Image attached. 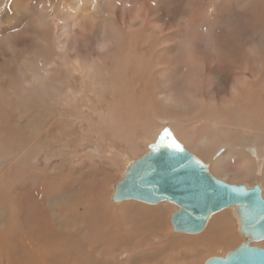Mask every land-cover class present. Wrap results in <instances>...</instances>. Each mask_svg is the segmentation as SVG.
Returning <instances> with one entry per match:
<instances>
[{
	"label": "rangeland",
	"instance_id": "1",
	"mask_svg": "<svg viewBox=\"0 0 264 264\" xmlns=\"http://www.w3.org/2000/svg\"><path fill=\"white\" fill-rule=\"evenodd\" d=\"M200 1L215 6L221 0H162L160 4L148 0L145 5L133 0L135 10L145 16L150 13L147 20L151 22L141 23V17H135L128 29L118 15L106 13L118 31L112 34L106 55L113 58L98 59L93 52L89 59L84 49L81 56L83 64L96 68L94 78L105 85L114 79L118 86L125 63L134 68L142 61L151 70L158 63L157 50L165 51L164 76H152L146 91L129 101L118 86L112 96L105 94L112 110L104 105L100 112L96 110L94 95H90V104L78 111L28 108L22 106L21 99L16 108L0 109V239L8 240L12 248L15 241L30 238L26 230L32 229L27 223L34 210L41 213L47 228L69 240L68 255L34 254L38 249L32 245L29 250L34 253L7 252L0 257V264H80L74 255L78 252L81 256L88 253L90 264H203L210 257H223L242 242L231 209L215 214L202 233L183 235L172 231L170 217L177 209L169 203L151 206L111 201L112 186L126 166L145 154L158 138L182 144L227 183L258 184L264 197V0H224L223 9L216 7L197 18ZM156 11L161 13L159 21L154 19ZM91 28L90 46L95 34L108 32L99 25ZM161 38L164 45L157 44ZM147 46L153 48L141 58L138 53ZM136 48L140 51L133 54ZM36 74L43 77L38 71ZM53 74L46 84L54 82ZM65 74L61 71L59 76H70ZM74 75L78 80L79 75ZM51 84L46 85L50 93ZM160 92L187 107L162 105L157 96ZM7 95H0V103L14 100L15 95ZM52 99L58 102L56 96ZM156 116L173 121L158 122ZM252 145L260 152L255 162L252 158L253 163L244 152ZM219 149L224 151V160L222 155L216 157ZM21 194H30L31 203L17 200ZM144 207L166 209L161 230L155 233L162 241L152 239L146 223L139 228L131 225L129 211ZM222 214L229 217L232 245L226 242L209 249L188 244ZM254 245L264 248V241ZM122 254L128 259L120 258ZM93 258L98 259L94 262Z\"/></svg>",
	"mask_w": 264,
	"mask_h": 264
},
{
	"label": "bare ground",
	"instance_id": "2",
	"mask_svg": "<svg viewBox=\"0 0 264 264\" xmlns=\"http://www.w3.org/2000/svg\"><path fill=\"white\" fill-rule=\"evenodd\" d=\"M140 1L143 5H145V2L148 0ZM161 1L162 0H155V3L160 4ZM132 3L133 0H0V77H3L0 79V95H15L13 96L14 100L7 101V103L3 104L0 103V109H6V107L16 108L19 106V100L21 99V102H23L22 106L28 108H42L49 110L59 108V110L65 111H78L83 110L85 106L90 104V95H94L98 99L95 104V108L100 112L103 105L106 106V109L112 110L111 105H109L110 103L108 104L105 94L108 92L112 96L117 89H119L118 86L122 87V94L126 96L128 101L131 96H135L136 94H141L142 91H146L149 79L152 78V76H154V78H162L167 70L163 63L165 59V51L162 50V48L157 50L156 54L158 63L153 66L151 70H148L142 61L140 62L141 65L134 68L129 66L130 62H127V65L126 63H123V76L122 80L118 81V86L115 82H113L114 79L111 84L105 85L103 80L94 78L93 73L96 68L88 64H83L81 60L83 49L87 51L85 55L89 59L91 58L90 55L93 54V52L97 53L96 57H98V59L107 55L108 46L111 44V40H113L112 34L114 33L117 35L118 31L117 28L114 27L113 23L106 18V13L116 16L118 15L125 29L134 25L135 17H141V23H146L151 20H147L150 13L146 16L145 13L141 14L138 10H135V8L131 5ZM224 4V0H221L215 6H211L209 4L204 5L203 2L200 1L198 9L199 12L195 17L199 18V13H210L216 7V10H221V8L223 9ZM148 7L150 6L148 5ZM174 8L177 10L178 6L175 5ZM156 13L157 11L155 14ZM160 14L161 13L159 12L156 14V17L154 18L156 21H159L161 18ZM92 25L105 27L108 32L102 31V34H95L94 43L90 46L93 39ZM89 27L91 36L88 35ZM162 38L158 40L159 42L157 44H165V40ZM23 44H30L31 48L28 49L27 47H22ZM149 47L150 49L151 47L153 48V46ZM149 47H141L142 50L140 53H138L140 50L137 48L133 49V54L138 53L141 55V58H144V56L149 52ZM129 50L132 52L131 49ZM110 53L112 52L110 51ZM99 54L102 55L99 56ZM71 56L74 57L72 60L70 59ZM107 56L106 58L109 59ZM22 57H24L26 61L21 60L20 58ZM111 58L113 57L111 56ZM111 58L109 60H111ZM127 61H129V59ZM101 65L104 64L101 63ZM103 68L105 69V67ZM136 68L140 69L135 70ZM35 70L36 72L38 71L42 74L43 77L39 78ZM61 71L64 72V74L69 72L70 76H63L64 78L62 79V76H59ZM106 72L108 74L109 71L106 70ZM110 72L112 73V71ZM51 73H54V82H52V84L51 82L47 84L54 86L51 91V93L53 92L54 94H51L49 92L50 90L46 88L48 86L46 81H48V76L50 77ZM76 73L79 75L78 80H80V82H78L74 75ZM120 73L118 72V74ZM52 96H56V98H58V102L54 101ZM157 96L162 105L164 104L168 106L173 104L178 108L182 107V109L187 107L184 103L183 106V104L179 103V101H174L171 96L166 95V93L164 94L163 92H160ZM66 98L67 100L63 101ZM156 120L158 122L164 120L167 122L173 121L169 117L162 118V116H156ZM131 148L134 150L133 147ZM223 152V149H219L216 152V157H220ZM244 152L247 160L251 163H253L252 158H254L255 162V159L257 160V155L260 153L259 150L253 147V145L245 147ZM220 159L224 160V156L222 155ZM26 196L27 197L21 194L17 200H22L23 203L25 201L27 203H31L29 201L30 194ZM36 205H39L38 201H36ZM30 208L33 209L32 206H30ZM165 210L166 209L162 207L150 209L145 207L138 209L134 208L132 211H129L128 218L130 219L131 225L133 223L135 228L142 227L146 223L145 225L148 226V230H150L152 233L151 235H153L152 239L158 242L162 240L158 238V235H155V233L160 232L161 230ZM33 211L30 214L27 223H30V227H32V229L27 228L26 230L30 231V238H22L19 241H15L17 244L12 246V248L9 246L8 240L0 239V257H3L4 253H11L16 250L22 254H27V251L34 253L29 250V248H32V245L34 248L38 249V253L34 254L49 256V253H51L54 257H56L57 253H59L60 256L63 254L68 255L66 252L68 250V248H66V244L69 240H66L53 229L47 228L48 226L45 219L42 218L41 213L39 212L38 214V211L33 213ZM228 220V214L217 216L201 236L190 240L188 244L192 247L201 246L209 249L218 246L219 244L225 246L226 242L229 243V246L232 245L233 233L230 229ZM141 252L142 251H139L138 253ZM87 254L81 256V253L78 252L74 255L80 261V264H86V262L88 264L89 261L87 257H89V255ZM135 254L137 253L134 252L133 255ZM96 255L97 254L95 253V256ZM68 257L69 260L72 258L70 255ZM85 258H87V261ZM120 258L126 259V254L120 255ZM93 259L95 262L96 258ZM145 259L150 260L151 258L145 257ZM136 262L137 261H134V263L130 264H135Z\"/></svg>",
	"mask_w": 264,
	"mask_h": 264
},
{
	"label": "water",
	"instance_id": "3",
	"mask_svg": "<svg viewBox=\"0 0 264 264\" xmlns=\"http://www.w3.org/2000/svg\"><path fill=\"white\" fill-rule=\"evenodd\" d=\"M158 138L147 152L129 163L112 186L111 201H135L146 205L167 202L177 208L170 223L175 234L202 232L211 217L232 209L242 242L223 257H210L203 264H264V198L255 184H229L216 176L182 144Z\"/></svg>",
	"mask_w": 264,
	"mask_h": 264
},
{
	"label": "snow or ice",
	"instance_id": "4",
	"mask_svg": "<svg viewBox=\"0 0 264 264\" xmlns=\"http://www.w3.org/2000/svg\"><path fill=\"white\" fill-rule=\"evenodd\" d=\"M173 144H174V146H175L177 149H179V145H178V144H175V141H173Z\"/></svg>",
	"mask_w": 264,
	"mask_h": 264
}]
</instances>
